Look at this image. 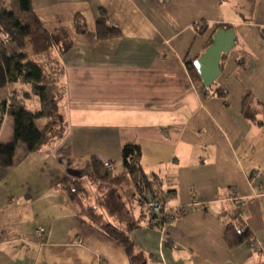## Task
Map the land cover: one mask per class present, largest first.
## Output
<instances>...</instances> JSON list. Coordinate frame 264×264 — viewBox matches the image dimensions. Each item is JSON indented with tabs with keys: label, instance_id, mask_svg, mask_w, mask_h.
Wrapping results in <instances>:
<instances>
[{
	"label": "crops",
	"instance_id": "1",
	"mask_svg": "<svg viewBox=\"0 0 264 264\" xmlns=\"http://www.w3.org/2000/svg\"><path fill=\"white\" fill-rule=\"evenodd\" d=\"M31 5L49 32L65 29L72 43L60 58L66 128L37 153L19 144L15 167L0 168V264H264V124L242 114L248 94L264 107V0ZM100 10L119 37L97 38ZM78 15L84 35L72 28ZM221 28L235 32V46L207 92L185 62L202 56ZM11 89L0 91V103ZM13 137L14 120L6 115L0 143ZM125 145L140 146L144 171L172 185L167 206L188 210L162 231L140 222L130 233L140 262L83 216L60 185L67 177L86 179L93 158L116 168ZM237 202L253 247L230 249L224 240L223 215Z\"/></svg>",
	"mask_w": 264,
	"mask_h": 264
},
{
	"label": "trees",
	"instance_id": "2",
	"mask_svg": "<svg viewBox=\"0 0 264 264\" xmlns=\"http://www.w3.org/2000/svg\"><path fill=\"white\" fill-rule=\"evenodd\" d=\"M206 26L196 28L197 33H204ZM72 28L77 35L86 34L85 18L78 15ZM95 30L99 40L120 36V31L109 21L104 10H100ZM262 34L264 40V29ZM212 44L213 40L205 52ZM71 46L65 29L49 32L42 25L31 0H6L0 8V91L12 87L8 100L0 103V129L6 115L14 120L13 140L8 144L0 143L1 169L15 167L19 144L24 145L28 153H37L43 146L54 144L63 137L66 122L60 105L63 96L60 58ZM227 55H222L221 62ZM199 58L186 61L185 65L194 82L203 84L195 67ZM211 88H206L207 92ZM213 95L225 98V93L221 91H215ZM29 106H33V110H29ZM242 114L251 124H264V107L251 94L243 100ZM121 159L124 176L113 175L115 163L105 164L93 158L92 172L86 179L67 177L60 185L83 216L122 245L133 262H140L142 257L134 256L135 243L130 233L141 227L142 220L161 231L165 218L161 213L153 214L150 220L157 221L156 224L151 223L147 213L136 218L135 204L147 209L149 202L157 201L165 206L174 195V190L170 183L164 184L160 176L144 171L140 146L125 145L121 150ZM88 187L106 191L102 205L98 207L103 212L82 202V197L88 194ZM235 204L232 212L223 215L226 223L224 240L230 249L243 245L251 247L253 234L243 221L241 202Z\"/></svg>",
	"mask_w": 264,
	"mask_h": 264
},
{
	"label": "water",
	"instance_id": "3",
	"mask_svg": "<svg viewBox=\"0 0 264 264\" xmlns=\"http://www.w3.org/2000/svg\"><path fill=\"white\" fill-rule=\"evenodd\" d=\"M235 39L233 30H219L213 37V44L195 62V67L206 88L213 86L220 77L222 55L230 53L235 46Z\"/></svg>",
	"mask_w": 264,
	"mask_h": 264
},
{
	"label": "rangeland",
	"instance_id": "4",
	"mask_svg": "<svg viewBox=\"0 0 264 264\" xmlns=\"http://www.w3.org/2000/svg\"><path fill=\"white\" fill-rule=\"evenodd\" d=\"M2 3H3V0H0V6ZM247 9L249 11L251 10L250 7ZM0 99H1V97H0ZM28 109L33 110V106H29ZM113 175L114 176H120V175L124 176L125 175L122 164H120V165L118 164L117 167L113 169ZM105 194H106V191H104V190L88 187V194H86L84 197H82V202L85 203L86 206H93V207L97 208V210H98L99 205H100V207L102 205V202L105 198ZM99 211L103 212L102 208H101V210L99 209L98 212ZM134 211H133L134 215H136L137 217L146 215V213H147L146 207H140L137 204H135ZM251 247H253V246H251Z\"/></svg>",
	"mask_w": 264,
	"mask_h": 264
},
{
	"label": "built area",
	"instance_id": "5",
	"mask_svg": "<svg viewBox=\"0 0 264 264\" xmlns=\"http://www.w3.org/2000/svg\"><path fill=\"white\" fill-rule=\"evenodd\" d=\"M239 208V207H238ZM160 214L162 216H164L165 218V224L164 227L162 228V230L166 227V225H169L173 220H176L178 218H180L183 215H186L188 213L187 208H181L180 210H172L171 208H169L167 205L162 206L159 202L157 201H151L147 204V214L149 217V220L152 218L153 214ZM151 221V220H150ZM152 224H156L157 221H151ZM161 230V231H162ZM44 231L43 230H39L38 234L39 235H43ZM254 242L252 243L253 246Z\"/></svg>",
	"mask_w": 264,
	"mask_h": 264
}]
</instances>
